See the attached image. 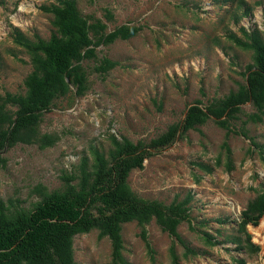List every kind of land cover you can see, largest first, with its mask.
I'll return each instance as SVG.
<instances>
[{
    "label": "rangeland",
    "instance_id": "374dc122",
    "mask_svg": "<svg viewBox=\"0 0 264 264\" xmlns=\"http://www.w3.org/2000/svg\"><path fill=\"white\" fill-rule=\"evenodd\" d=\"M74 1L80 14L88 22H102L105 32L122 24L138 30L127 39L95 46L94 57L81 60L84 92L76 96L70 88L52 101L38 123L40 133L55 137L52 145L15 143L0 152V201L10 203V211L31 208L39 199L32 191L35 185L47 191L61 188L60 176L82 156L89 158L90 147L106 154L110 136L147 143L178 124L192 102L204 106L235 91L244 84L251 51L229 36L243 40L241 29L264 32V0ZM52 2L0 0V95L23 94L22 81L30 70L28 53L12 42L10 31L46 39L51 15L39 7ZM102 58L116 65L104 73L94 71ZM238 109L228 129L209 117L129 171L130 189L144 199L168 204L191 193L192 228L181 221L176 231L195 254L183 257V247L151 219L144 226L153 250L150 262L140 227L129 221L120 229L121 256L128 264H170L171 244L175 264H264V215L256 225L245 226L257 251L237 248L232 241L239 236L243 245L244 235L236 231L240 211L255 195L251 188H264V116L249 120L255 109L248 101ZM253 144L263 146V158ZM203 233L217 243H205ZM72 248L76 264H110L109 240L98 238L94 229L74 235Z\"/></svg>",
    "mask_w": 264,
    "mask_h": 264
},
{
    "label": "trees",
    "instance_id": "16d2710c",
    "mask_svg": "<svg viewBox=\"0 0 264 264\" xmlns=\"http://www.w3.org/2000/svg\"><path fill=\"white\" fill-rule=\"evenodd\" d=\"M39 9L51 15V31L46 39L38 36L30 39L15 28L10 31L12 42L28 53L30 70L22 81L23 94L4 92L0 95V152L15 143L36 144L40 148L52 145L55 137L40 133L38 123L52 101L65 96L70 88L76 96L84 92L86 75L81 60L94 57L95 46L108 44L116 38L127 39L138 30V26L122 24L105 32L102 22L97 19L88 22L80 14L74 0H54ZM262 14L264 19V10ZM241 33L243 40L232 34L229 39L251 51V63L244 67V84L235 91L204 106H200L199 101L192 102L178 124L170 125L147 143L110 136L106 154L90 147L89 158L82 156L71 172L60 176L61 188L47 191L40 185L33 187L39 199L28 210L10 211V203L0 201V264H76L73 236L93 229L98 238L109 240L110 264H128L121 256L120 229L122 223L129 221L140 227L139 237L152 262L153 250L144 229L151 219L183 247V257L194 255L195 251L184 244L176 231L181 221L192 228L187 209L191 193L187 192L180 200L174 197L168 204L144 199L130 189L127 175L131 169L141 168L142 161L153 152L171 144L186 130L209 117L218 126L228 129L227 122L244 102H250L255 109L248 119L261 120L264 116V32L260 36L256 30L246 33L241 29ZM114 65L115 61L102 58L93 70L104 73ZM240 134L245 136L244 132ZM252 146L263 158V146ZM251 189L255 195L240 211L236 223V231L244 235L243 245L239 236L232 241L237 248L255 252L258 246L250 242L245 226L256 225L264 215V188ZM258 230H261L259 226ZM202 237L208 245L217 243L208 234L203 233ZM168 253L170 264H175L177 257L172 244Z\"/></svg>",
    "mask_w": 264,
    "mask_h": 264
},
{
    "label": "bare ground",
    "instance_id": "6f19581e",
    "mask_svg": "<svg viewBox=\"0 0 264 264\" xmlns=\"http://www.w3.org/2000/svg\"><path fill=\"white\" fill-rule=\"evenodd\" d=\"M262 226L264 227V219L261 220Z\"/></svg>",
    "mask_w": 264,
    "mask_h": 264
}]
</instances>
